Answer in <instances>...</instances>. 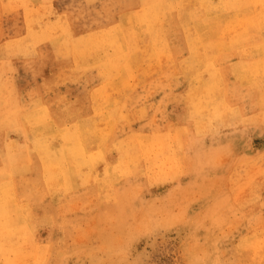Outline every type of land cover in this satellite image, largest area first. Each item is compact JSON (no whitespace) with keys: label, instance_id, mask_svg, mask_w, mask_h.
Returning a JSON list of instances; mask_svg holds the SVG:
<instances>
[{"label":"rangeland","instance_id":"374dc122","mask_svg":"<svg viewBox=\"0 0 264 264\" xmlns=\"http://www.w3.org/2000/svg\"><path fill=\"white\" fill-rule=\"evenodd\" d=\"M112 9L110 0H0V186L4 176L17 170L11 182L27 212L23 229L15 230L11 243L0 233V264H264V97L245 106V119L234 113L224 115L228 121L224 116L214 120L211 113L201 115L192 100V105L187 102L191 104L189 90L199 86L191 78L205 66L191 60L188 50L163 58V70L150 71V62L133 70L132 89L119 99L123 118L116 117L113 137L105 143L106 158L103 154V160L88 170L76 167L72 190L61 191L57 184L56 190L48 191L34 141L51 144L52 131L45 128L50 116L75 110L82 126L93 123L85 134L86 149L90 155L96 153L98 146L91 141L106 112H100L105 106L97 97L104 101L114 82L103 80L97 57L83 60L52 46L97 34L104 14ZM123 15L112 18L121 21ZM39 33H46L47 40L40 39L37 48L32 41H39ZM209 55L215 62L217 54ZM221 57L225 59L218 67L254 61L226 50ZM257 63L264 64L248 67L255 69ZM248 86L260 88H243ZM12 115L27 124L22 120L16 126L9 119ZM34 119L44 127H37L36 133L29 123ZM9 142L29 153L27 163L20 149L6 150ZM158 142H164L163 151L157 149ZM153 143L156 150L151 153L135 148ZM121 147L130 152L134 148L138 161L124 167L126 151ZM5 151L9 161L11 156L22 163L9 169L7 157H2ZM120 167L118 179L97 182L96 176L108 178ZM15 208L22 210L18 204ZM39 247L36 256L34 249Z\"/></svg>","mask_w":264,"mask_h":264},{"label":"bare ground","instance_id":"6f19581e","mask_svg":"<svg viewBox=\"0 0 264 264\" xmlns=\"http://www.w3.org/2000/svg\"><path fill=\"white\" fill-rule=\"evenodd\" d=\"M110 2L114 9L105 13L104 17L112 21L106 23L104 20L106 18H103L104 22L101 21L102 25H100V31L97 34H93V32L86 33L83 37L72 38L70 41L66 40L52 46V50L57 49L56 52L58 53L76 54L83 60L92 57L94 60L97 57V68L103 80L106 82H114L109 86L111 93L105 96L104 101L101 100V97H97L98 101L105 106V108H100V112L101 109H106V112L103 113L104 118L98 125L99 133L91 141V143L94 142L98 146L96 153L90 155L86 149L89 139H86L85 134H89V131L92 130L90 127L93 126V123L89 122L82 126L80 123L81 120L76 118L79 115L75 110H67L68 112H64L65 115L62 116L57 114L59 112H55V114L50 116L51 123L48 122L45 128L52 131L53 139L50 142L51 144H45L37 138L34 141V150L42 158V163L44 162L46 185H48V191L50 192L56 188L53 185L57 184H61L58 185V187H61V191L68 192L70 189L72 190L71 185L74 183L76 167L88 170L92 165L99 164L97 162L103 160V154L104 159L106 158L105 143L109 137H113L110 131L111 133L113 132L112 130L118 122L116 121V117L123 118L121 111L123 104L119 99L120 97L125 99L127 93L132 89L129 80L135 78L133 70L139 71L148 62H150V71L153 69H162L163 66L167 67V65H163L160 62L163 58L168 59L170 56L172 58V54L177 50H188L191 60L204 64L203 71L197 72L194 77L191 76V80L195 78L199 86L193 85L197 88L195 87L192 91L189 90V97L191 98L189 101H193V107L201 115L204 112L205 115L206 113H211L214 120L220 119L221 116L223 118L228 113L231 116L232 113L236 114L234 116L235 118L241 117L245 119V106H249L247 104L251 105L254 99L258 100L264 97V80L262 79L264 75L260 71H264V64L257 63L255 69V66H252L253 69L248 67L251 63L264 62V0H110ZM116 14H124L122 16L123 18L120 17L122 18L121 21L112 18ZM104 24L113 26L105 27ZM38 36H40L37 38L39 41H36L35 38V41H32V44L37 48L41 42L40 39H42V42L44 41L43 38L47 40L46 33H39ZM210 43H216V45ZM225 50L228 52H240L242 58H252L254 61L240 62L236 66L218 67V62L225 59L221 57ZM210 52L212 55L217 54L218 57L215 62L209 59ZM99 54H103L104 57L100 58ZM152 76L155 77L154 74ZM249 84L254 87L259 86L260 88L258 90H254L250 86L243 88V86ZM238 87H240L239 90ZM113 93L114 97L111 98ZM116 95L118 97L115 98ZM234 97H237L236 100ZM192 101L190 104L186 100L189 105H192ZM12 111L16 114V109L12 108ZM57 116L61 117L56 118ZM261 116L263 118L262 114ZM11 118L14 120L16 126L22 120L26 124L28 121L16 115H12L9 119L11 120ZM262 118L260 117V119ZM225 119L227 121L229 120L228 117ZM221 121L223 120L221 119ZM227 121L225 120L223 123L225 124ZM93 122L97 125L94 119ZM29 123L33 125L35 129L34 133H36L37 127L44 128L40 125L38 119L29 121ZM231 125L234 127L233 123ZM103 126H105V129H103ZM56 140H60L61 144L57 145ZM31 143L33 144V141ZM154 144L157 143L138 144L135 148L139 146L146 153H151L156 150L154 148L156 145ZM8 147L15 148L16 145L14 147L9 142L5 145L6 150H8ZM164 147V142H158L157 149L163 151ZM121 149L123 151L125 150L124 147H121ZM131 150L134 151V148ZM125 151V160L122 164L124 167L128 163L133 164L138 161L137 156L133 154H136L137 151ZM19 152V155H23L24 157L23 162L27 163L29 153L23 148ZM2 155L3 159L7 157L6 166L9 169L16 162L19 163L21 161L22 163V159L18 158L16 160V158H11V156L9 161L7 151L3 152ZM168 157L170 158L166 160L167 164L171 159V156ZM156 164L155 166H157ZM165 166L168 168V165ZM172 166L173 163L171 164ZM16 172L4 176L5 183L0 186V208H4L1 214L3 222L0 219V233H2L3 239L8 243H11L10 241H13L17 237L15 234L18 231L15 230H22L21 224L27 221V212H25V208L20 204V200L18 199L20 196L18 193L16 194V184L15 182H11ZM120 173H122L121 167L117 170L113 169L108 178L104 174L102 176H96V180L101 184L104 182L107 183L112 176H116L112 178L118 179ZM16 204L21 206L22 210H20V213L15 208ZM255 243L253 245L249 244L251 248L256 246ZM262 244L264 245V242ZM258 245V247L262 246L261 244ZM4 247L6 249L7 246ZM8 248L10 250L11 245ZM40 252V247L34 249L36 256H39Z\"/></svg>","mask_w":264,"mask_h":264}]
</instances>
